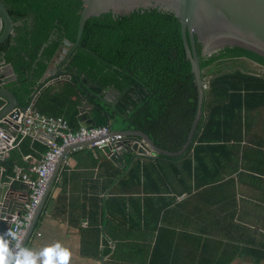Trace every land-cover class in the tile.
Wrapping results in <instances>:
<instances>
[{"label": "trees", "instance_id": "obj_1", "mask_svg": "<svg viewBox=\"0 0 264 264\" xmlns=\"http://www.w3.org/2000/svg\"><path fill=\"white\" fill-rule=\"evenodd\" d=\"M2 2L12 18L13 34L0 44V55L16 74V80L4 87L23 108L36 96L34 106L39 113L63 117L73 131L90 119L85 123L89 127L141 131L163 150L178 152L183 148L196 115L198 92L181 21L174 13L148 9L126 16L108 13L91 17L79 47L59 66L71 79L46 86L41 80L53 60L63 50L69 53L76 43L83 1ZM196 49L206 84L203 116L183 155L156 156L164 172L188 170L191 176L193 170L194 188L198 189L202 184V145L241 139L243 112L249 109L250 99L256 97L264 103V75L244 65L254 62L264 66V57L240 47L203 57L197 37ZM85 104L90 105L87 115L80 112ZM46 151L41 141L25 138L9 151L6 161L0 160V167L11 177L17 166L25 164V156L40 158ZM182 159H186L184 166L176 168L175 163Z\"/></svg>", "mask_w": 264, "mask_h": 264}, {"label": "crops", "instance_id": "obj_2", "mask_svg": "<svg viewBox=\"0 0 264 264\" xmlns=\"http://www.w3.org/2000/svg\"><path fill=\"white\" fill-rule=\"evenodd\" d=\"M63 57L62 51L49 66L46 86L59 80L53 77ZM2 58L4 87L16 74ZM244 65L264 75V66ZM254 98L243 112L241 139L202 145L198 189L193 170L191 176L164 172L156 154L126 146L118 164L107 150H69L17 264H264V103ZM6 105L0 99V110ZM29 165L15 169L28 172ZM0 182L27 191L21 183L8 185L4 173Z\"/></svg>", "mask_w": 264, "mask_h": 264}, {"label": "water", "instance_id": "obj_3", "mask_svg": "<svg viewBox=\"0 0 264 264\" xmlns=\"http://www.w3.org/2000/svg\"><path fill=\"white\" fill-rule=\"evenodd\" d=\"M83 7L80 13L79 27L77 40L72 50L66 53V57L62 60L68 62L72 53L79 47L86 21L91 17H100L104 14L112 13L114 16H126L135 11L160 9L166 12L174 13L181 21L182 36L187 59L191 63V70L195 78V84L198 92V103L194 121L192 123L187 142L183 148L178 152H170L163 150L156 146L148 135L141 131H117L112 130V134H121L126 138L135 137L140 138L147 150H150L156 155H163L166 157H179L183 155L192 143L195 133L198 129L199 123L203 116V109L205 104V90L206 84L202 78V70L200 67V58L196 49L197 41L202 46V56L211 57L227 47H240L252 51L264 57V0H82ZM13 34L12 18L0 0V44L4 43ZM188 38L190 43L188 42ZM13 73V72H12ZM49 68L42 79V82L48 81L47 75ZM59 80L69 81V76H64L60 70L53 77ZM16 79V75H14ZM0 99L7 102V105L0 110V119L7 116H13L14 109L24 110L14 94L7 88L0 85ZM36 96L32 98V108L36 110L35 103ZM90 108L89 104L83 107L82 113H85ZM90 123V121H89ZM86 143L85 146H88ZM1 147V141H0ZM127 148V147H126ZM121 149L118 157L112 158L117 160L118 164L123 163V150ZM129 152L138 155H146L147 150L138 148L137 144L127 148ZM70 148L66 149L59 161V164L52 175L48 188L39 206L38 212L32 221L25 241L30 237L34 225L38 220L41 210L44 206L46 198L53 185L55 177L58 174L59 167ZM15 208L18 214H21L23 203L18 192L12 186L0 184V264H17L19 261L20 252L10 263L6 261L9 256L10 242L3 234L5 230L3 218L8 214H13L11 210Z\"/></svg>", "mask_w": 264, "mask_h": 264}, {"label": "built area", "instance_id": "obj_4", "mask_svg": "<svg viewBox=\"0 0 264 264\" xmlns=\"http://www.w3.org/2000/svg\"><path fill=\"white\" fill-rule=\"evenodd\" d=\"M32 107L30 105L24 110L14 109L12 117L7 116L0 119V160L4 159L9 151L16 149L25 138L41 141L47 146V151L42 154L39 161L33 159L31 155L24 157L25 162L30 164L28 172L17 168L14 174L8 177V185L21 183L27 189L25 193H18L23 203L21 214L14 212L3 218L7 224L3 234L10 242L9 256L6 259L8 263L14 260L20 252L50 179L66 149L70 148V151H76L89 143L92 148L107 150L109 156L115 159L121 149L126 146L132 147L137 144L138 148L146 149L144 142L128 143L126 137L121 134H112L111 128L107 126L81 127L79 130L73 131L69 123L62 117L46 116ZM153 154L147 150V154L143 156ZM3 173L4 168L0 167V176Z\"/></svg>", "mask_w": 264, "mask_h": 264}]
</instances>
